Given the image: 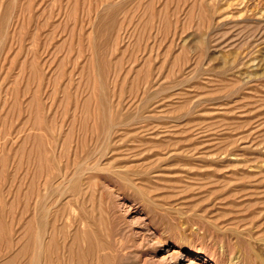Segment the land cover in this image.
Returning a JSON list of instances; mask_svg holds the SVG:
<instances>
[{"label": "rangeland", "instance_id": "obj_1", "mask_svg": "<svg viewBox=\"0 0 264 264\" xmlns=\"http://www.w3.org/2000/svg\"><path fill=\"white\" fill-rule=\"evenodd\" d=\"M183 254L264 264V0H0V264Z\"/></svg>", "mask_w": 264, "mask_h": 264}, {"label": "bare ground", "instance_id": "obj_2", "mask_svg": "<svg viewBox=\"0 0 264 264\" xmlns=\"http://www.w3.org/2000/svg\"><path fill=\"white\" fill-rule=\"evenodd\" d=\"M41 242H42V241H41ZM43 245H44V244H43ZM235 245H236V244H235ZM38 246H39V245H38ZM39 247H40V246H39ZM41 247H42V245H41ZM41 247H40V249H41ZM179 254H180V253H179ZM198 254H199V253H198ZM235 255H236V254H235ZM40 256H41V254H40ZM183 256H184V254H183ZM183 256H182V257H183ZM200 256H201V255H200ZM237 256H239V255H237ZM255 256H256V255H255ZM201 257H202V256H201ZM12 258H13V257H12ZM189 258H190V257L187 256V255L184 256V260H189ZM163 259H164V258H163ZM169 259H170V258H169ZM195 259H196V258H195ZM261 259H262V258H261ZM261 259H260V260H261ZM10 260H11V259H10ZM39 260H40V258H39ZM42 260H43V259H42ZM242 260H243V259H242ZM248 260H249V259H248ZM40 261H41V260H40ZM190 261H191V260H189L188 263L191 264L193 260H192L191 262H190ZM254 261H255V260H254ZM197 262H198V261H197ZM197 262H195V263H197ZM207 262H208V261H207ZM39 263H41V262H39ZM188 263H187V264H188ZM240 263H241V262H240ZM258 263H260V262H257V264H258ZM35 264H36V263H35ZM41 264H42V263H41ZM199 264H200V263H199Z\"/></svg>", "mask_w": 264, "mask_h": 264}]
</instances>
